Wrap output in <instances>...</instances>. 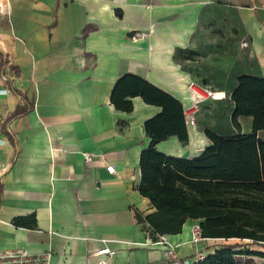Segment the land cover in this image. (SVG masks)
<instances>
[{"label":"crops","instance_id":"0c3cea01","mask_svg":"<svg viewBox=\"0 0 264 264\" xmlns=\"http://www.w3.org/2000/svg\"><path fill=\"white\" fill-rule=\"evenodd\" d=\"M125 72L183 107L191 81L222 93L199 102L195 123L185 122L187 142L171 134L156 143L166 154H200L211 143L206 127L250 132V116L238 117L240 130L232 124L230 93L239 74L264 76V0H8L0 12V249L50 251L47 263L32 264H99L105 255L91 252L102 246L115 252L104 264H175L172 245L192 264L220 240L240 239H193L190 220L152 238L139 221L137 213L155 210L137 188L150 141L144 121L161 106L136 95L131 111L117 109L110 92ZM31 213L34 226L14 224Z\"/></svg>","mask_w":264,"mask_h":264},{"label":"trees","instance_id":"16d2710c","mask_svg":"<svg viewBox=\"0 0 264 264\" xmlns=\"http://www.w3.org/2000/svg\"><path fill=\"white\" fill-rule=\"evenodd\" d=\"M161 106L144 121L149 144L140 151L139 192L147 196L155 210L139 221H147L152 238L181 231L186 221L198 224L204 237H238L264 243V139L257 130L264 128V76L242 73L230 96V119L240 130L239 116L251 117V131L221 135L206 127L211 140L200 154L181 157L156 147L159 140L176 134L187 142V128L181 102L146 78L125 72L117 77L110 101L120 110L131 111L132 96ZM16 225L32 227L35 214L16 216ZM241 243H222L192 264H240L238 254L264 252L242 249Z\"/></svg>","mask_w":264,"mask_h":264},{"label":"built area","instance_id":"2783aa9c","mask_svg":"<svg viewBox=\"0 0 264 264\" xmlns=\"http://www.w3.org/2000/svg\"><path fill=\"white\" fill-rule=\"evenodd\" d=\"M8 8V0H0V12L6 13ZM243 46L247 45V41L242 42ZM2 79H6V75H2ZM188 90L192 95V99L189 105L183 107V114L185 117V122L187 124L195 123V113L198 110L199 102L206 98H217L221 97L222 93L219 91H213L210 89L203 88V86L197 82L191 81L188 83ZM83 157L85 161L89 162L92 159V154L89 152H83ZM105 168L108 172L114 171L113 164H106ZM193 239L200 238V228L198 224L195 225L192 230ZM114 250L110 249L108 246H102L97 250L91 252L94 256L105 255L97 259V263L104 264L107 259L114 255ZM166 254L174 260L175 264H189L188 261L179 262L178 256L174 250V246L170 245L166 249ZM50 251H44L40 253H32L23 248H12V249H0V264H32L35 262L49 261Z\"/></svg>","mask_w":264,"mask_h":264},{"label":"rangeland","instance_id":"374dc122","mask_svg":"<svg viewBox=\"0 0 264 264\" xmlns=\"http://www.w3.org/2000/svg\"><path fill=\"white\" fill-rule=\"evenodd\" d=\"M221 243H241L242 249H253L264 252V243L253 242L250 239H225L220 240L218 244ZM240 264H264V257L261 255H250L246 253H241L237 255Z\"/></svg>","mask_w":264,"mask_h":264}]
</instances>
